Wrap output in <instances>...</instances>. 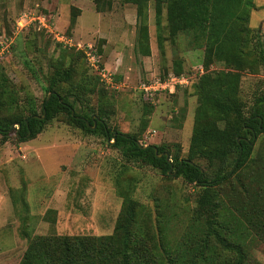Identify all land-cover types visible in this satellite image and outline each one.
Returning <instances> with one entry per match:
<instances>
[{
  "label": "rangeland",
  "instance_id": "1",
  "mask_svg": "<svg viewBox=\"0 0 264 264\" xmlns=\"http://www.w3.org/2000/svg\"><path fill=\"white\" fill-rule=\"evenodd\" d=\"M250 1L247 20L227 16L224 31L211 42L208 33L198 40L173 24L164 0H0V121L24 117L30 108L41 112L50 80L61 73L55 89L79 94L83 112L139 143L165 144L185 157L194 129L222 130L233 107L247 113L254 98L264 97V62L257 60L264 51V0ZM101 69L117 87L102 79ZM179 73L189 82L174 93L161 90L149 99L140 89ZM198 86L213 93L215 104L207 93L200 102ZM13 127L8 136L0 133V264H19L34 232L22 201L26 188L33 208L46 207L40 235L109 236L118 246L114 228L132 198L139 234L149 227L158 233L156 257L187 264L191 251L183 236L191 239L199 229L203 234L214 217L223 237L246 251L245 264H264V233L249 223L253 203L264 194V132L240 172L216 187L214 210L207 208L206 215L196 202L199 187L174 177L175 171L170 177L125 158L113 139L72 125L64 112L34 138L18 139ZM149 129L156 130L153 137ZM198 161L210 175L216 169L206 157Z\"/></svg>",
  "mask_w": 264,
  "mask_h": 264
},
{
  "label": "trees",
  "instance_id": "2",
  "mask_svg": "<svg viewBox=\"0 0 264 264\" xmlns=\"http://www.w3.org/2000/svg\"><path fill=\"white\" fill-rule=\"evenodd\" d=\"M159 1L163 2V0ZM164 1L167 2L168 17L173 24L176 26L179 24L185 32L194 35L198 40L202 33H208L211 42L217 41V36L224 31L228 23L227 16H235L242 24L245 19L247 20L246 11L251 6L250 0ZM160 8V5L157 6L158 21ZM257 55V60L263 63L264 51L261 49ZM61 75L60 73L57 79L50 80L49 92L42 102L41 112L30 108L29 113L24 117L1 120L0 133L8 136L14 124H17L15 133L18 139L34 138L58 113L64 112L69 116L72 125L89 133L101 132L108 141L113 139L112 146L125 158L158 168L170 177L175 171L174 177H182L185 182L199 187L196 202L206 215L207 208L211 212L214 210L213 199L216 187L240 172L253 152L257 136L264 132V97L261 96L253 99L247 113L236 103L233 112L230 111L227 116L229 118L227 125L222 130L218 127L194 129L189 152L185 157H180L178 148L172 153L165 144L149 143L144 146L145 144L139 143L135 135L112 129L104 121L93 118V114L83 112L84 107L78 104L79 94L72 93L69 89L64 93L55 89ZM65 79L67 77H63L62 80ZM224 81L231 89L237 88L232 84V80L225 78ZM199 87H197L198 98L200 102L201 99L204 102L206 93L207 97L213 93H208L206 87L200 89ZM70 96L73 98L71 99ZM208 99L212 100L211 97ZM212 101L214 103V100ZM204 105L198 107L197 115ZM43 115L45 117L42 118ZM94 121L96 126L93 128L91 126ZM214 143L212 149L210 146ZM165 152L169 153V159ZM201 157L208 159L209 167H216L211 175L208 173V168H204L199 163L198 158ZM259 186H257L258 190H263ZM258 196L261 203L257 201L253 203L254 208L249 214L251 219L249 223L258 232L264 233V222H260L261 216L264 217V194ZM137 207L138 204L136 205L134 199H127L114 228L118 246L112 243V237L109 236L36 234L30 237L19 264H170V258L155 256L156 246L159 245L156 235L158 233L155 230L150 227L144 228L142 235L139 234ZM214 221V217L206 220L203 234H200L202 230L199 229L193 234L190 233L191 239L183 236L184 246L191 251L186 263L245 264L247 254L244 248L223 237L218 229L219 225L213 224ZM212 237L214 240L211 239Z\"/></svg>",
  "mask_w": 264,
  "mask_h": 264
},
{
  "label": "built area",
  "instance_id": "3",
  "mask_svg": "<svg viewBox=\"0 0 264 264\" xmlns=\"http://www.w3.org/2000/svg\"><path fill=\"white\" fill-rule=\"evenodd\" d=\"M20 25L22 21H20ZM58 38V37H57ZM89 48L92 49V46L89 45ZM90 55L95 59V52H90ZM96 60V59H95ZM102 70V69H101ZM102 79L110 84L112 87H117L118 85L114 83L112 75L103 69L100 71ZM189 80L184 74H170L168 79L165 81H161L160 78L150 81L149 83H142L140 89L142 90L144 96L149 99H153L158 92L161 90L169 91L170 93H174L178 88L186 86ZM148 133L151 137H153L156 133L155 129H149ZM148 136V135H147ZM147 140V139H146ZM147 145V144H145Z\"/></svg>",
  "mask_w": 264,
  "mask_h": 264
},
{
  "label": "crops",
  "instance_id": "4",
  "mask_svg": "<svg viewBox=\"0 0 264 264\" xmlns=\"http://www.w3.org/2000/svg\"><path fill=\"white\" fill-rule=\"evenodd\" d=\"M31 166L32 165H25V169H31ZM17 187H19V186H17ZM27 187V186H26ZM27 189V188H26ZM25 189V190H26ZM24 190V193H23V202L25 203V205H26V211H27V215L25 216V217H28V216H31L32 217V221H33V230H34V232H33V234H32V236L33 235H35V234H38V230H39V228L42 226V220H45V219H43L44 218V213L46 212V207L44 208L45 210H43V209H37V208H33L31 205H30V203H29V201L27 200V198H26V196H25V193H26V191ZM11 197V196H10ZM15 205V202H14V200H13V197H11V199H10V203H9V207H10V211H12L13 212V209H14V206ZM40 214H42V217H41V215ZM14 223H17L16 225H14V229H16V228H18V226H19V221H18V219H16L15 221H14ZM24 224H26V223H24ZM26 225H28V224H26ZM25 226V225H24Z\"/></svg>",
  "mask_w": 264,
  "mask_h": 264
},
{
  "label": "water",
  "instance_id": "5",
  "mask_svg": "<svg viewBox=\"0 0 264 264\" xmlns=\"http://www.w3.org/2000/svg\"><path fill=\"white\" fill-rule=\"evenodd\" d=\"M51 94H49V96H50ZM42 118L43 117H45V115H43V116H41ZM95 117V115H93V118ZM96 126V122L94 121V124L91 126V127H95ZM30 135V132L28 133V136ZM238 140H240V139H238ZM144 146H146V145H144ZM155 150L157 151V148L155 147ZM165 155L167 156V158L169 159V153L168 152H165ZM159 156H162V154H159Z\"/></svg>",
  "mask_w": 264,
  "mask_h": 264
}]
</instances>
